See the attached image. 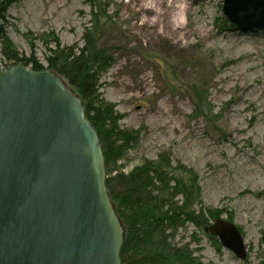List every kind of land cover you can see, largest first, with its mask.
Wrapping results in <instances>:
<instances>
[{
	"label": "rangeland",
	"instance_id": "obj_1",
	"mask_svg": "<svg viewBox=\"0 0 264 264\" xmlns=\"http://www.w3.org/2000/svg\"><path fill=\"white\" fill-rule=\"evenodd\" d=\"M106 2L112 21L99 29L113 62L100 73V92L118 127L139 134L107 175H127L163 152L198 179V210L211 206L232 218L248 257L239 259L221 243L218 249L188 221L167 227L174 234L169 241L204 264H264V31L223 23V0ZM94 6V0H12L8 35L21 54L46 66L53 41L84 46L86 29L102 19H94ZM0 59V71L12 64ZM197 80L213 116L190 97Z\"/></svg>",
	"mask_w": 264,
	"mask_h": 264
},
{
	"label": "water",
	"instance_id": "obj_2",
	"mask_svg": "<svg viewBox=\"0 0 264 264\" xmlns=\"http://www.w3.org/2000/svg\"><path fill=\"white\" fill-rule=\"evenodd\" d=\"M236 28L264 31V0H223ZM100 139L83 100L50 69L0 72V264H122L125 228L106 187ZM241 260V230L208 228Z\"/></svg>",
	"mask_w": 264,
	"mask_h": 264
},
{
	"label": "trees",
	"instance_id": "obj_3",
	"mask_svg": "<svg viewBox=\"0 0 264 264\" xmlns=\"http://www.w3.org/2000/svg\"><path fill=\"white\" fill-rule=\"evenodd\" d=\"M94 27L86 29L84 46L55 47L46 55V66L32 54H21L8 35L5 23L6 13L12 0H0V55L8 63L20 62L33 70L50 69L59 74L83 100L86 117L95 127L105 158L106 172L109 167L121 161L135 143L139 134L121 130L117 125L114 109L106 104L100 92V73L112 64L110 51L103 46L100 26L109 23L108 2L94 0ZM227 26L229 21L223 23ZM230 24V23H229ZM0 59V63H1ZM199 80L188 87L190 97L198 104V110L213 116L208 95L197 89ZM162 152L156 160H144L127 175L111 174L106 179L108 194L125 228V240L120 252L122 264H204L187 247H176L166 234L167 227L178 228L191 222L196 229L203 230L219 249V239L207 231L208 226L222 213L211 206L202 205L201 188L194 173L182 165L173 163ZM173 183V186L170 184ZM180 195L179 203L172 201ZM165 207H168L165 209ZM230 222L232 218L228 219ZM174 246H173V245Z\"/></svg>",
	"mask_w": 264,
	"mask_h": 264
}]
</instances>
